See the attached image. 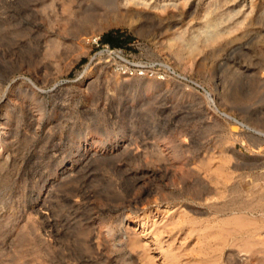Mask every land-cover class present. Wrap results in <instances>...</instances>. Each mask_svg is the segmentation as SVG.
Returning <instances> with one entry per match:
<instances>
[{"label":"rangeland","instance_id":"1","mask_svg":"<svg viewBox=\"0 0 264 264\" xmlns=\"http://www.w3.org/2000/svg\"><path fill=\"white\" fill-rule=\"evenodd\" d=\"M120 8L0 0V119L11 121L0 139V264H260L264 216L249 200L264 183V0H191L173 23L103 28ZM230 21L246 42L202 45ZM95 34L136 57L146 45L174 74L116 73L92 59ZM118 135L137 143V158L94 157L45 187L83 143ZM92 235L102 256L85 246Z\"/></svg>","mask_w":264,"mask_h":264},{"label":"bare ground","instance_id":"2","mask_svg":"<svg viewBox=\"0 0 264 264\" xmlns=\"http://www.w3.org/2000/svg\"><path fill=\"white\" fill-rule=\"evenodd\" d=\"M190 2H191V0H187V1L186 0H174V1L173 0H169V1H167V0H119V5L121 7L120 8L121 13L119 12L120 14L117 15L116 17L110 18L109 20H106L105 22L103 21L104 22L103 28H108L111 26H118V25H126V26L132 28V27H135V23H136V22H134L133 18H141V20L143 19V20H152V21L157 20L160 25H162L163 23L165 24V22L173 23L174 21H176L175 19L177 17H178V19L179 18L183 19V17L185 18V16H188L187 13H185L183 11L184 10L183 7L188 6ZM250 8H251V10L250 11L248 10V11H249V14L251 15L253 12L252 4L250 5ZM63 9L65 10V7H63ZM249 14H248V16H250ZM158 15H163V17L161 18ZM157 16H158V18H156ZM229 17H230V15H229ZM229 17H227V18H229ZM246 17H247V15L245 16V18ZM244 20H243V22H245ZM231 25H233V26H231ZM238 26H240V22H234L233 21L230 24H228L227 26H221L220 27V25H219V27L217 26V27L213 28V30L211 29V31H206L202 37L200 36L201 37L200 40L202 42V45L203 46H211L214 44H220L223 41L227 40L229 37L232 38V36L234 34H236V33H234L237 31L236 29H240V27L238 28ZM185 27H186V25H185ZM135 29L139 30L140 27H136ZM240 31H242V30H240ZM176 32H179V31H176ZM239 32H237V33H239ZM178 36H180V35H178ZM178 36L175 39H180L181 42L184 43V41H185V40H183L184 38L181 39V37H178ZM237 36H239V35H237ZM200 37H198V40ZM234 38H232V40H231L232 42H230L231 44H233L234 42H237V41H238V43H239V41H241V42L245 41L246 42V40H247L246 34H243V33H241L239 37H234ZM167 42L170 44L173 42V40L169 39ZM167 42H166V44H167ZM178 45L179 46H177V47H180V49L182 50V46H183L182 43L181 44L178 43ZM187 45H184V47ZM14 98H15V95L10 94L8 100L13 101ZM208 98H209L210 103L214 105V101L211 99L210 95H208ZM6 118L7 119L5 121L3 119H0V139L2 138V135L9 134V133L5 132V130L11 126V121L8 120V117H6ZM226 119L234 121V119L228 115L226 116ZM243 128H245V127L243 126ZM96 142H97V145H95L96 148L94 146L91 148H88V146H90V145L83 143V151H82V154H81L80 159L78 161L72 160L68 163H64L63 166L62 165L61 166L54 165V167H52V169H50V172H49L50 175H52L53 177H51L52 179L49 180V182L45 185V187L48 184L51 185L54 183H58V182H60L64 179H67V178H71V177L73 178L72 174L76 173V171L79 169L78 168L79 165L84 164L85 162H87L88 160H90L94 157H101V158L105 157V158H107L110 156H115L117 153L121 154L120 152H122L124 154V156H127V155L132 156L133 152L136 153V151H137L136 149L138 148L137 143H134L135 141L133 142L131 139H126V137H124L123 135L122 136H120V135L116 136L115 140L111 141V142H107V141L104 142V141H102V139L97 140ZM91 145H93V144H91ZM140 146H139V149H140ZM134 149H135V151H133ZM149 155H151V154H149ZM0 156H1V153H0ZM134 156L136 157V155H134ZM127 158H129V157H127ZM87 193L86 192L81 193V199L84 202H89L91 200V196ZM250 195H251V198L249 197L250 198L249 203L252 204V203L256 202L255 207L260 212H262V216H264V200L262 199V197L260 200H257L255 191H253ZM51 215H52V210L50 208L46 207L44 209L43 216H45V219H48L51 217ZM84 243H85V246L87 247V249L91 250L93 252V254H95V256H100V255L102 256L106 243H104L99 236L92 235L91 237H88V239L86 241H84ZM262 245L263 246H260V247L262 248V250L264 252V243H262ZM262 250H259V252H261ZM90 254H88V255H90ZM82 255H83V257L81 256L82 259L83 258L85 259L86 257L84 256V254H82ZM92 255H90V259H91ZM87 258H88V256H87ZM132 261L129 260V264H134ZM260 264H264V259Z\"/></svg>","mask_w":264,"mask_h":264},{"label":"built area","instance_id":"3","mask_svg":"<svg viewBox=\"0 0 264 264\" xmlns=\"http://www.w3.org/2000/svg\"><path fill=\"white\" fill-rule=\"evenodd\" d=\"M85 43L89 50L94 49L92 59H99L108 68L113 69L116 73L136 77H156L165 79V75L174 74L165 68L166 62L158 59L147 57V46H141L140 57H136L133 52L122 46H114L109 42H104L100 34L87 36ZM146 46V47H145ZM264 200V183L261 191Z\"/></svg>","mask_w":264,"mask_h":264},{"label":"trees","instance_id":"4","mask_svg":"<svg viewBox=\"0 0 264 264\" xmlns=\"http://www.w3.org/2000/svg\"><path fill=\"white\" fill-rule=\"evenodd\" d=\"M104 40L109 42L111 45H118L119 44V41L117 39H114L108 35L104 36Z\"/></svg>","mask_w":264,"mask_h":264}]
</instances>
